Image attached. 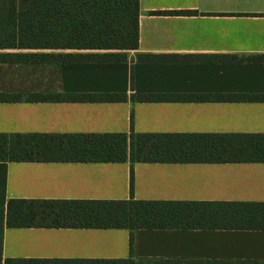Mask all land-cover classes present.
I'll return each mask as SVG.
<instances>
[{"label":"crops","instance_id":"1","mask_svg":"<svg viewBox=\"0 0 264 264\" xmlns=\"http://www.w3.org/2000/svg\"><path fill=\"white\" fill-rule=\"evenodd\" d=\"M181 11L194 14H156ZM127 55L121 63H0V96L21 98L0 101V135L133 130L264 138V0H140L139 48ZM117 94L126 99L30 101L34 95ZM10 199L264 203V162H0V264L125 260L130 230L9 228ZM133 234L136 260L264 262V230Z\"/></svg>","mask_w":264,"mask_h":264},{"label":"trees","instance_id":"2","mask_svg":"<svg viewBox=\"0 0 264 264\" xmlns=\"http://www.w3.org/2000/svg\"><path fill=\"white\" fill-rule=\"evenodd\" d=\"M140 0H0V63H121L139 48ZM192 15L194 12H157ZM10 51V52H5ZM151 57H143L149 60ZM133 85V73L131 75ZM21 98L0 96V101ZM117 95H34L30 101H123ZM133 124V121H132ZM257 139V140H250ZM263 139V140H258ZM264 162V138L154 134L0 135V162ZM130 191L133 193V167ZM9 228L126 229L125 260H25L5 264H264L258 261L136 260L138 229L264 230V203L18 200Z\"/></svg>","mask_w":264,"mask_h":264}]
</instances>
